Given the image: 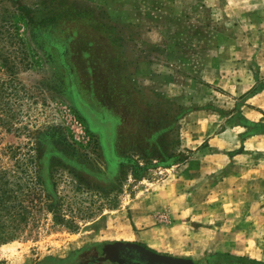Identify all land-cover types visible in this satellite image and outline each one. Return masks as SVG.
Returning a JSON list of instances; mask_svg holds the SVG:
<instances>
[{"label": "rangeland", "instance_id": "obj_1", "mask_svg": "<svg viewBox=\"0 0 264 264\" xmlns=\"http://www.w3.org/2000/svg\"><path fill=\"white\" fill-rule=\"evenodd\" d=\"M259 126L264 0H0V264H264Z\"/></svg>", "mask_w": 264, "mask_h": 264}, {"label": "water", "instance_id": "obj_2", "mask_svg": "<svg viewBox=\"0 0 264 264\" xmlns=\"http://www.w3.org/2000/svg\"><path fill=\"white\" fill-rule=\"evenodd\" d=\"M112 262L122 264H196L191 258L162 254L138 242L116 241Z\"/></svg>", "mask_w": 264, "mask_h": 264}, {"label": "trees", "instance_id": "obj_3", "mask_svg": "<svg viewBox=\"0 0 264 264\" xmlns=\"http://www.w3.org/2000/svg\"><path fill=\"white\" fill-rule=\"evenodd\" d=\"M18 20V19H16ZM16 25V23L14 22ZM94 118L97 121V124L99 126L107 125L109 120H105L103 117L100 116H94ZM264 126L257 127V130L263 129ZM163 164H167V161H162ZM146 168V167H145ZM143 167H140L137 165H134V175L139 174V169H145ZM4 184L3 180H1L0 177V244L4 243L6 241L12 240L17 234L16 228L15 230H11L9 227V223H16L17 226L22 222V211H24L23 206L19 202L15 201L16 196L12 194L16 192L15 190H11L10 193H8L6 190H3L2 185ZM5 217V218H4ZM8 222V224H7Z\"/></svg>", "mask_w": 264, "mask_h": 264}, {"label": "flooded vegetation", "instance_id": "obj_4", "mask_svg": "<svg viewBox=\"0 0 264 264\" xmlns=\"http://www.w3.org/2000/svg\"><path fill=\"white\" fill-rule=\"evenodd\" d=\"M140 244H142V243H140ZM114 245H115V242H113L110 246H108V248H107L108 253L103 258H101L100 256H96L95 254H92L89 259L80 261L78 264H122L119 261L112 262L110 260V257L113 255V252L115 250ZM142 245H144V244H142ZM144 246H146V245H144ZM146 247H148V246H146ZM87 250H89V249H87ZM87 252H90V250Z\"/></svg>", "mask_w": 264, "mask_h": 264}]
</instances>
